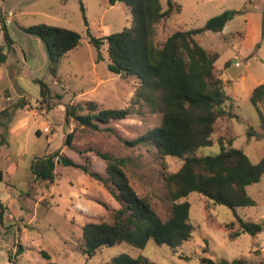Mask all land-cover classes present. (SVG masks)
Segmentation results:
<instances>
[{
    "label": "rangeland",
    "instance_id": "obj_1",
    "mask_svg": "<svg viewBox=\"0 0 264 264\" xmlns=\"http://www.w3.org/2000/svg\"><path fill=\"white\" fill-rule=\"evenodd\" d=\"M160 1L167 10L169 0ZM172 1L175 10L157 26L159 43L176 30L204 27L208 19L224 10L240 11L223 30L195 36L203 47L220 53L215 68L228 96L223 107L233 114L217 119L213 144L201 148L199 154H216L221 151L219 139L225 140L226 147L231 139L233 147L259 162L264 157V102L260 104L262 117L250 97L254 88L264 83V0ZM39 23L70 28L81 35L79 45L62 56L56 75L50 71L43 40L25 31ZM131 24V10L121 1L110 5L108 0H0V56L5 57L0 61V110L7 107L13 113L7 127L0 126V168L4 172L0 181V264H107L122 252L142 255L153 264H205L203 256L264 264V231L231 239L230 230L225 229L232 221L234 230L240 228L235 213L246 220L264 218V173L259 182L247 186V193L256 201L252 206L233 210L192 192L188 197L192 237L175 250L150 240L142 249L117 243L92 255L86 252L83 225L112 222L120 207L107 180L106 161L96 151L126 159L124 169L133 188L151 201L164 220L172 215L173 203L163 172L177 171L184 162L177 156H161L151 143H126L158 126L162 114L150 112L145 102L137 100L139 79L110 71L107 44L97 48L91 38L122 31ZM5 31L12 44L5 40ZM36 80L45 83V96ZM89 100L100 108L134 104L142 115L100 123L99 129L66 119L67 105ZM73 132L72 145H65L67 135ZM59 149L100 173L104 180L80 168L57 164L53 182L35 181L33 160ZM42 251H48L51 258L44 257Z\"/></svg>",
    "mask_w": 264,
    "mask_h": 264
},
{
    "label": "trees",
    "instance_id": "obj_2",
    "mask_svg": "<svg viewBox=\"0 0 264 264\" xmlns=\"http://www.w3.org/2000/svg\"><path fill=\"white\" fill-rule=\"evenodd\" d=\"M119 1L130 8L132 24L104 37H92L91 42L97 48L107 44L111 58L108 66L110 71L124 77L136 76L139 79L135 94L137 100L145 102L150 112L162 114L158 126L126 143L130 146L140 142L151 143L161 156H177L184 162L177 171L163 172L168 197L173 203L172 215L164 220L151 201L140 196L133 188L124 169L126 159L96 151L106 161L107 180L120 207L115 210L112 222H86L83 225L86 252L91 255L103 247L117 243H127L142 249L150 240L167 244L175 250L192 237L191 204L188 200L192 192H198L207 201L233 210L252 206L256 201L247 193V186L259 182L264 173V157L254 163L243 149L232 146L231 139L228 140L229 147H226L224 139H219L221 151L216 154H199L201 148L213 144L212 134L217 119L233 114L223 107L228 96L223 79L216 74L215 68L220 53L203 47L195 36L207 30H223L226 23L240 11L224 10L208 19L204 27L176 30L159 43L157 26L164 18L171 16L175 10L174 2L169 0L167 10H164L160 0H108V3L114 5ZM81 7L85 12L82 1ZM262 17L264 39V11ZM25 31L39 36L45 43L53 75L57 74L62 56L75 49L81 40V35L76 30L46 23L26 27ZM4 38L8 43H13L7 31L4 32ZM0 61H5L3 54ZM36 82L41 84V94L45 96L48 91L45 83L39 80ZM250 100L263 117L260 104L264 102V83L254 88ZM133 114L142 115L140 110H135L134 104L124 108H100L97 102L89 100L66 107L67 120L74 119L79 126L95 129L100 128V123L107 124ZM12 117L10 108L0 110V126L7 127ZM73 136L74 132L67 135L65 145H72ZM57 164L80 168L93 178L104 180L100 173L90 170L86 164L75 162L60 149L33 160L31 171L34 180L53 182ZM3 178L4 172L0 168V181ZM2 206L0 200V207ZM235 215L239 229L234 230L235 221L225 224V229L230 230L231 239L237 238L241 233L256 236L264 231V218L253 221L236 213ZM21 251L19 249L17 252ZM42 253L44 257L51 258L48 251ZM9 259L11 260V256ZM201 261L205 264L246 262L242 258L216 261L207 256H203ZM107 264L153 263L142 255L134 257L129 252H122Z\"/></svg>",
    "mask_w": 264,
    "mask_h": 264
}]
</instances>
